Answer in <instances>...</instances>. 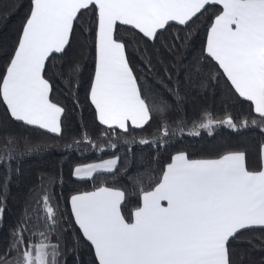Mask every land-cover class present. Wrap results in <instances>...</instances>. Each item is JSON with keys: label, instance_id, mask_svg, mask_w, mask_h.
<instances>
[{"label": "snow or ice", "instance_id": "snow-or-ice-1", "mask_svg": "<svg viewBox=\"0 0 264 264\" xmlns=\"http://www.w3.org/2000/svg\"><path fill=\"white\" fill-rule=\"evenodd\" d=\"M14 53L0 79V100L10 117L26 126L60 135L65 109L49 98L52 85L46 62L63 55L71 44L74 25L84 12L96 13V61L90 100L100 124L127 133L143 128L154 115H164L166 101L149 104L126 56V44L116 36L117 25L131 26L155 41L170 24L187 25L209 8L219 6L207 32L204 52L214 60L239 97L254 105L259 121H241L264 128V0H30ZM87 31V29H85ZM150 63V61H148ZM167 71V70H166ZM166 124V121L164 122ZM226 125L236 129L231 116H210L197 128ZM182 131V129H180ZM106 131L102 135L107 136ZM191 135H199L193 130ZM175 135L162 125L159 143ZM24 139V138H20ZM85 139H88L85 137ZM91 143V141L89 140ZM16 137L6 144L15 146ZM28 152L34 149L24 139ZM140 144L153 141L141 139ZM113 149L115 143L110 145ZM102 150V149H101ZM261 167L250 170L244 151L227 152L214 159H191L176 152L154 187L145 190V175L132 177L140 186L141 203L126 218L125 190L100 183L92 191L70 197L75 224L94 248L98 264H234L231 244L241 233L264 230V144ZM15 159L16 157H11ZM119 156L73 169L80 180L115 178ZM124 171H127L124 169ZM151 179V177H147ZM7 180L0 185L6 190ZM0 199V220L5 212ZM44 230L25 236L27 219L13 230V240L0 253V264H61L60 245L52 242L58 217L51 198L43 197Z\"/></svg>", "mask_w": 264, "mask_h": 264}, {"label": "trees", "instance_id": "trees-1", "mask_svg": "<svg viewBox=\"0 0 264 264\" xmlns=\"http://www.w3.org/2000/svg\"><path fill=\"white\" fill-rule=\"evenodd\" d=\"M30 8V0H0V79ZM220 10L211 7L187 25L170 22L155 41L131 26L117 25L116 36L126 44V56L142 95L150 105L166 101L169 106L164 115H154L143 128L113 131L97 118L90 100L96 61L95 9L84 12L75 23L65 54H55L46 62L45 78L52 85L50 99L65 109L60 135L14 121L0 100V185L7 180L6 190L0 192L6 209L0 220V253L9 247L13 230L22 219L28 220L26 228L31 231H25V236L29 239H34L31 232L44 230L43 197L47 194L57 210V230L51 239L56 243L58 238L61 264H98L94 248L75 224L70 197L92 191L100 183L119 187L126 192L122 211L130 219L141 203L140 186L131 178L146 174L143 187L149 190L179 151L191 159L244 151L249 169L259 170L264 128L259 123L239 127L245 119L259 121L254 105L239 97L223 70L204 52L208 29ZM209 116L218 121L231 116L238 127L213 126L211 134L196 127ZM162 125L175 132L163 144L159 143ZM194 129L200 134L191 135ZM106 131L109 134L102 135ZM11 137H16L17 143L6 147ZM20 138L27 139L34 150L28 152ZM141 139L153 143L140 144ZM112 143L117 145L115 149ZM114 156L120 157L121 170L115 178L102 174L106 180H80L72 174L77 165ZM231 250L234 264H264V230L244 231L232 242Z\"/></svg>", "mask_w": 264, "mask_h": 264}, {"label": "crops", "instance_id": "crops-1", "mask_svg": "<svg viewBox=\"0 0 264 264\" xmlns=\"http://www.w3.org/2000/svg\"><path fill=\"white\" fill-rule=\"evenodd\" d=\"M49 98H50V94H49ZM54 103V102H53Z\"/></svg>", "mask_w": 264, "mask_h": 264}]
</instances>
